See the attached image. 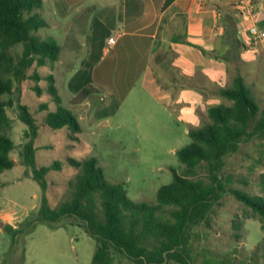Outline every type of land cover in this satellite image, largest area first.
<instances>
[{
    "label": "rangeland",
    "instance_id": "obj_1",
    "mask_svg": "<svg viewBox=\"0 0 264 264\" xmlns=\"http://www.w3.org/2000/svg\"><path fill=\"white\" fill-rule=\"evenodd\" d=\"M47 8L44 0L42 13L50 26L41 29L38 35L43 39H54L61 46V53L52 69L40 71L43 75L51 71L54 73L63 105L73 112L82 130L76 135L79 140L75 141L69 139V129L58 131L43 126L46 112L40 111V106L49 98L46 94L37 97L31 90L34 86L31 80L20 86L22 95L15 93L11 96L15 104L8 108V113L13 120L11 136L16 147L12 157L16 166L0 175V221L14 229H20L38 216L43 198L54 209L71 200V184L76 181L77 171L69 165V159L84 161L96 157L107 180L124 185L130 200L155 202L157 191L173 180L171 168L179 172L182 170L177 150L191 142L178 115L165 113L143 89L141 72L136 76V79L139 75L140 78L134 91L116 113L101 115L98 94H92L76 105L78 94L71 86L78 83L87 85L85 80L95 61L92 56L87 60V54L94 55L97 50L83 48L84 43H80L83 47L78 45L73 48V40L67 35L68 21L55 26ZM92 15L93 12L85 18L84 30L74 37L80 36L85 40L92 27ZM69 21H77V18L72 17ZM22 50L23 47L19 46L14 53L20 54ZM251 57L249 54V59ZM232 59L229 63L231 78H234L238 68L264 108V57L258 73L256 67ZM46 84V81L40 82L43 90ZM18 96H22V104L31 106V112L41 126L36 138L39 148L37 168L52 165L55 161L63 162L61 171L47 174L49 186L46 191L35 181L33 169L27 167L21 157L30 138L26 137L28 126L20 119ZM262 174L264 140L254 138L244 142L238 152L225 158L223 178L227 192L214 205L207 220L191 229L190 247L196 264H202L209 257L219 264L225 261L264 264L261 253H256L257 246L264 243L259 216L230 191L236 189L264 196ZM18 237L13 247L11 236L0 226V264H93L97 248L95 238L75 218H65L51 225L38 223L32 231Z\"/></svg>",
    "mask_w": 264,
    "mask_h": 264
},
{
    "label": "trees",
    "instance_id": "obj_2",
    "mask_svg": "<svg viewBox=\"0 0 264 264\" xmlns=\"http://www.w3.org/2000/svg\"><path fill=\"white\" fill-rule=\"evenodd\" d=\"M175 1L165 0L164 7ZM42 7L43 0H0V174L16 166L12 157L16 147L11 136L13 120L8 108L15 104L13 94L22 95L20 86L26 81L34 82L31 90L37 97L46 94L49 98L40 106V111L46 112L43 126L58 131L69 129V139L75 141L79 140L76 135L82 130L73 112L63 105L54 73L43 75L40 71L52 69L61 53V46L54 39L38 35L41 29L49 27L41 14ZM225 35L233 39L225 41L226 50L218 52L217 57L227 62L232 58L237 60L241 49L246 47L231 31ZM19 46L23 47L22 52L14 53ZM236 69L232 84L217 91L225 103L209 107L204 125L190 130L191 142L177 151L182 170L171 168L173 180L157 191L155 202L130 200L124 185L107 180L96 157L84 161L69 159V165L77 171L76 181L71 184L70 201L54 209L43 198L38 216L20 229L0 221V226L11 236L13 247L19 235L32 231L38 223L51 225L75 218L97 242L93 264H124L125 261L128 264H196L190 247L191 229L207 220L214 205L227 192L223 178L225 158L238 152L244 142L254 138L264 140V108ZM41 81L47 82L44 90ZM85 82L86 86L81 83L71 86L78 94L74 99L76 105L98 93L90 76ZM18 100L20 119L28 126L26 137L30 138L21 157L33 169L35 181L46 191L47 174L61 171L63 162L37 168L36 138L41 126L31 106L21 103L22 96ZM261 179L264 184V174ZM230 191L259 216L264 231V196L236 189ZM257 252L264 258V243L257 246ZM202 264L219 263L209 257Z\"/></svg>",
    "mask_w": 264,
    "mask_h": 264
},
{
    "label": "crops",
    "instance_id": "obj_3",
    "mask_svg": "<svg viewBox=\"0 0 264 264\" xmlns=\"http://www.w3.org/2000/svg\"><path fill=\"white\" fill-rule=\"evenodd\" d=\"M239 1L176 0L167 8L165 0L46 3L55 26L68 21L67 35L73 40V48L84 43L83 48L97 50L94 55L88 53L87 60L95 58L89 76L98 91L102 116L121 108L137 86L140 75L136 76L141 72L143 89L165 113L178 115L189 136L191 129L205 123L209 107L225 103L217 91L232 84L231 61L217 57L221 49L226 50L225 41L233 39L225 35L227 31L246 47L238 54V61L260 71L264 43L251 41L249 23L237 13ZM253 2L256 19L264 28V0ZM91 12L89 35L85 40L74 37L84 30L82 25ZM72 17L77 21H69ZM113 36H117L116 43L109 47L107 41ZM249 54L253 58L249 59Z\"/></svg>",
    "mask_w": 264,
    "mask_h": 264
},
{
    "label": "built area",
    "instance_id": "obj_4",
    "mask_svg": "<svg viewBox=\"0 0 264 264\" xmlns=\"http://www.w3.org/2000/svg\"><path fill=\"white\" fill-rule=\"evenodd\" d=\"M237 13L249 23L248 34L253 42L264 43V28L259 25L256 19L253 0H240L237 3ZM117 36L108 39L107 45L112 47L116 43Z\"/></svg>",
    "mask_w": 264,
    "mask_h": 264
}]
</instances>
